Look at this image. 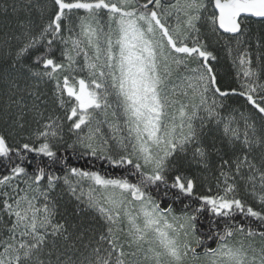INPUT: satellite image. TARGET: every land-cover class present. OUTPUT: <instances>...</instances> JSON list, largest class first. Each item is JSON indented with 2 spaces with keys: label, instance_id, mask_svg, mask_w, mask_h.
Returning <instances> with one entry per match:
<instances>
[{
  "label": "snow or ice",
  "instance_id": "6c2138e0",
  "mask_svg": "<svg viewBox=\"0 0 264 264\" xmlns=\"http://www.w3.org/2000/svg\"><path fill=\"white\" fill-rule=\"evenodd\" d=\"M0 10V264H264V0Z\"/></svg>",
  "mask_w": 264,
  "mask_h": 264
},
{
  "label": "trees",
  "instance_id": "16d2710c",
  "mask_svg": "<svg viewBox=\"0 0 264 264\" xmlns=\"http://www.w3.org/2000/svg\"><path fill=\"white\" fill-rule=\"evenodd\" d=\"M17 2H27V0H17ZM27 10H22L17 14H13L11 10H9L8 14H3L2 10H0V31L4 30L6 27H14L16 24L17 16L23 17ZM227 70V69H226ZM239 103H242L240 101ZM99 167V165H97Z\"/></svg>",
  "mask_w": 264,
  "mask_h": 264
},
{
  "label": "rangeland",
  "instance_id": "374dc122",
  "mask_svg": "<svg viewBox=\"0 0 264 264\" xmlns=\"http://www.w3.org/2000/svg\"><path fill=\"white\" fill-rule=\"evenodd\" d=\"M87 189V186L85 185V190Z\"/></svg>",
  "mask_w": 264,
  "mask_h": 264
}]
</instances>
